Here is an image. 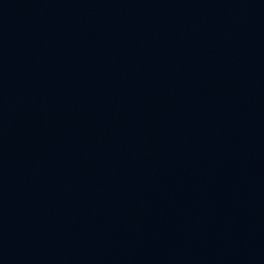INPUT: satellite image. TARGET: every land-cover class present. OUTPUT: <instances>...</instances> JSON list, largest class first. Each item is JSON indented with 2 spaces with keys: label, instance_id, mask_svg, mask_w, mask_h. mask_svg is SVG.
I'll list each match as a JSON object with an SVG mask.
<instances>
[{
  "label": "water",
  "instance_id": "1",
  "mask_svg": "<svg viewBox=\"0 0 264 264\" xmlns=\"http://www.w3.org/2000/svg\"><path fill=\"white\" fill-rule=\"evenodd\" d=\"M0 264H264V0H0Z\"/></svg>",
  "mask_w": 264,
  "mask_h": 264
}]
</instances>
